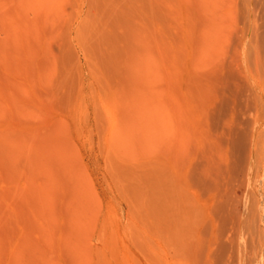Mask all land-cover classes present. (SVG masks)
<instances>
[{
    "label": "rangeland",
    "instance_id": "374dc122",
    "mask_svg": "<svg viewBox=\"0 0 264 264\" xmlns=\"http://www.w3.org/2000/svg\"><path fill=\"white\" fill-rule=\"evenodd\" d=\"M0 264H264V0H0Z\"/></svg>",
    "mask_w": 264,
    "mask_h": 264
}]
</instances>
